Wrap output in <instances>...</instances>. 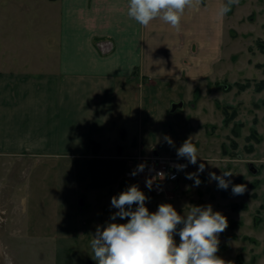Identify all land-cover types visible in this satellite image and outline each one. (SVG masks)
I'll return each instance as SVG.
<instances>
[{"label": "rangeland", "instance_id": "rangeland-1", "mask_svg": "<svg viewBox=\"0 0 264 264\" xmlns=\"http://www.w3.org/2000/svg\"><path fill=\"white\" fill-rule=\"evenodd\" d=\"M20 12L28 11L0 10V26L11 16L20 24ZM207 72L178 83L139 78V100L128 109L134 121L110 134L109 144H92L89 157L0 154V264H96L92 236L118 211L111 198L131 185L146 195L150 212L169 203L183 216L191 206L211 205L228 220L217 255L229 264H264V0L231 6L222 64ZM187 139L198 149L197 164L181 158L188 169L180 181L151 197L138 164L177 157ZM200 163L205 170L195 186L186 175ZM213 172L232 173L227 190L210 179ZM233 185H244V193L234 195ZM174 240L179 244L178 234Z\"/></svg>", "mask_w": 264, "mask_h": 264}, {"label": "crops", "instance_id": "crops-1", "mask_svg": "<svg viewBox=\"0 0 264 264\" xmlns=\"http://www.w3.org/2000/svg\"><path fill=\"white\" fill-rule=\"evenodd\" d=\"M128 3H0L28 11L20 24L11 16L0 26V154L89 157L92 144H109L134 121L128 109L139 100V78L200 81L220 69L228 12L219 10L227 0H193L178 29L159 17L139 25Z\"/></svg>", "mask_w": 264, "mask_h": 264}, {"label": "clouds", "instance_id": "clouds-1", "mask_svg": "<svg viewBox=\"0 0 264 264\" xmlns=\"http://www.w3.org/2000/svg\"><path fill=\"white\" fill-rule=\"evenodd\" d=\"M238 2L227 0L219 15H226ZM192 3L193 0H129L127 15L144 27L159 17L178 29L181 15ZM165 140L170 145L173 143L170 137L166 136ZM177 157L186 159L189 164H197L198 149L191 139L185 140L177 149ZM176 167L182 171L187 165ZM142 170L143 165L138 167V171ZM204 170L205 164L200 163L197 172L188 173L186 178L199 186V173ZM231 175V172H223L221 176L209 173L210 179L224 190L229 187L225 177ZM147 186L151 187V182ZM244 191V185L232 186L234 195ZM147 199L137 185H131L111 198V206L118 211L102 228L97 227L90 241L92 259L96 264H229L217 255L218 235L228 227V220L221 212H214L211 205L191 206L190 211L182 216L169 203H162L157 211L150 212L145 206ZM133 205H136L135 210ZM117 217L121 220L127 218V222H111ZM178 225L183 227L177 232ZM176 234L180 238L179 244L174 240Z\"/></svg>", "mask_w": 264, "mask_h": 264}, {"label": "built area", "instance_id": "built-area-1", "mask_svg": "<svg viewBox=\"0 0 264 264\" xmlns=\"http://www.w3.org/2000/svg\"><path fill=\"white\" fill-rule=\"evenodd\" d=\"M143 165V170L138 171V175L151 182V187L147 186L149 193L160 194L172 183L180 181L181 175L188 169V163L176 156L160 158L153 156L151 159L142 160L138 167ZM176 165H187L184 170H177Z\"/></svg>", "mask_w": 264, "mask_h": 264}, {"label": "water", "instance_id": "water-1", "mask_svg": "<svg viewBox=\"0 0 264 264\" xmlns=\"http://www.w3.org/2000/svg\"><path fill=\"white\" fill-rule=\"evenodd\" d=\"M179 106H182V104H180ZM253 172H255V170H253ZM149 194L151 197L153 196V193H149Z\"/></svg>", "mask_w": 264, "mask_h": 264}]
</instances>
